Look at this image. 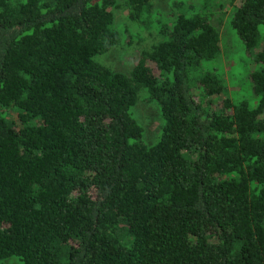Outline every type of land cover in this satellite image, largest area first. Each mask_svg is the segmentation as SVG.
I'll return each mask as SVG.
<instances>
[{"label":"trees","instance_id":"16d2710c","mask_svg":"<svg viewBox=\"0 0 264 264\" xmlns=\"http://www.w3.org/2000/svg\"><path fill=\"white\" fill-rule=\"evenodd\" d=\"M148 1L128 16L147 25ZM230 3L251 105L208 69L203 12L156 20L123 73L94 59L119 41L115 0H0V260L264 264V0ZM139 92L161 120L149 145Z\"/></svg>","mask_w":264,"mask_h":264},{"label":"rangeland","instance_id":"374dc122","mask_svg":"<svg viewBox=\"0 0 264 264\" xmlns=\"http://www.w3.org/2000/svg\"><path fill=\"white\" fill-rule=\"evenodd\" d=\"M148 2L152 19L149 18L150 22L145 25L128 16L124 0H115L112 9L113 25L119 41L107 52L96 54L94 59L97 62L112 70L127 73L137 61L140 52L147 49L149 43L161 39L156 32L158 20L165 21L173 13L199 11L207 15L220 37V53L215 60L207 63L208 69H214V72L222 78L223 95L233 101L245 99L249 105L255 101L247 78L249 71L253 69V64L246 57L245 61L242 46L228 25L233 6L230 0H149ZM262 31L264 34V29ZM263 34L261 36L264 37ZM129 112L141 127L143 142L147 145L153 143L161 126L157 105L147 101L139 92L138 99ZM0 264H20V261L10 257L0 260Z\"/></svg>","mask_w":264,"mask_h":264}]
</instances>
